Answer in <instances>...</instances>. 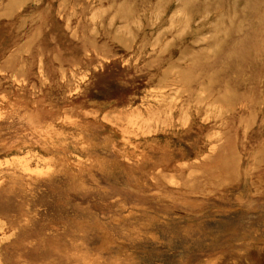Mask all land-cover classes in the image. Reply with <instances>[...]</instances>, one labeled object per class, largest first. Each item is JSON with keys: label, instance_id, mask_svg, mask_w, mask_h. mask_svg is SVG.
I'll return each mask as SVG.
<instances>
[{"label": "rangeland", "instance_id": "obj_1", "mask_svg": "<svg viewBox=\"0 0 264 264\" xmlns=\"http://www.w3.org/2000/svg\"><path fill=\"white\" fill-rule=\"evenodd\" d=\"M0 264H264V0H0Z\"/></svg>", "mask_w": 264, "mask_h": 264}]
</instances>
